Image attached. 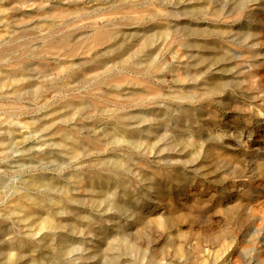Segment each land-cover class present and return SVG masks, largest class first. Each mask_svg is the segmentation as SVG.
I'll list each match as a JSON object with an SVG mask.
<instances>
[{
	"label": "rangeland",
	"instance_id": "374dc122",
	"mask_svg": "<svg viewBox=\"0 0 264 264\" xmlns=\"http://www.w3.org/2000/svg\"><path fill=\"white\" fill-rule=\"evenodd\" d=\"M0 264H264V0H0Z\"/></svg>",
	"mask_w": 264,
	"mask_h": 264
}]
</instances>
